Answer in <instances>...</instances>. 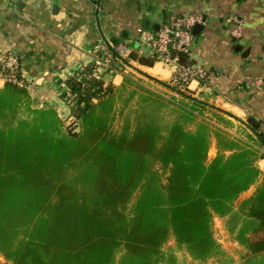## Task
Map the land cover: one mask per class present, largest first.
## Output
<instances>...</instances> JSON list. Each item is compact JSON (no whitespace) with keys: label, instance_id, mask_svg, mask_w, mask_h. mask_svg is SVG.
<instances>
[{"label":"trees","instance_id":"trees-1","mask_svg":"<svg viewBox=\"0 0 264 264\" xmlns=\"http://www.w3.org/2000/svg\"><path fill=\"white\" fill-rule=\"evenodd\" d=\"M66 84L76 95L67 125L27 88L0 89V254L9 261L0 264H188L186 254L200 264H264V133L255 118L246 141L222 111L132 74L119 85ZM216 217L239 260L216 240Z\"/></svg>","mask_w":264,"mask_h":264},{"label":"crops","instance_id":"crops-1","mask_svg":"<svg viewBox=\"0 0 264 264\" xmlns=\"http://www.w3.org/2000/svg\"><path fill=\"white\" fill-rule=\"evenodd\" d=\"M190 15H201L205 21L200 33L192 28L189 60L212 72L213 78L207 86L193 82L189 89L232 119V135L246 141L247 134L254 137L250 118L264 133V0H0V56L18 57L22 74L31 81L28 91L35 105L68 115L71 109L58 92L68 78L93 62L99 44H125L122 55L130 67L158 85L170 83L173 65L157 59L147 65L134 57L153 55L150 49L143 51L138 29L157 32ZM124 75L114 74V84H121ZM5 85L0 76V89ZM211 147L216 154L214 142ZM257 166L262 172L259 184L264 157ZM258 184L242 193L236 204L251 196ZM232 243L238 260L237 243Z\"/></svg>","mask_w":264,"mask_h":264},{"label":"built area","instance_id":"built-area-1","mask_svg":"<svg viewBox=\"0 0 264 264\" xmlns=\"http://www.w3.org/2000/svg\"><path fill=\"white\" fill-rule=\"evenodd\" d=\"M204 21L201 15H190L178 17L172 25H164L157 32L146 28L138 29L139 41L150 49L155 58L164 64L173 65L174 73L170 79V84L179 90L190 88L193 82L208 84L213 78V73L201 66L179 64L178 57L174 55L175 51L190 53L194 41L192 28L197 24L204 23ZM235 33H238V30H235ZM125 48L123 43L115 46L99 44L94 50L91 71L82 73L81 68L72 77L82 84H86L87 81L94 78H99L105 83H114V74L124 73L121 66L122 64L124 66V61L121 56L123 57L122 53ZM0 76L5 82L13 83L19 87L29 89L31 85V81L21 72L18 57L11 53L0 56ZM58 96L68 108H73L76 95L66 83L58 92Z\"/></svg>","mask_w":264,"mask_h":264},{"label":"rangeland","instance_id":"rangeland-1","mask_svg":"<svg viewBox=\"0 0 264 264\" xmlns=\"http://www.w3.org/2000/svg\"><path fill=\"white\" fill-rule=\"evenodd\" d=\"M148 49L149 48L143 44V51H145L147 53ZM121 66H122V70H123V72H125V74H132L134 76V78L137 79V81H139L143 85H145V86H147L153 90L165 93V94H171V95L175 94V95L179 96L177 94V92H175L174 90L172 92L169 89V88H171V89L174 88L173 86H171L170 83L167 84L170 87H168L167 85H161V84L158 85L157 83L150 80L145 74H143V73L133 69L132 67H130L129 63L124 62V66H123V64ZM202 86H204V85H202ZM181 91L186 92L193 97H196L198 99L205 101L204 98H201V94H195V92H193V90H191L189 88L182 89ZM205 102H207V101H205ZM35 106H37V105H35ZM43 107H45V106H43ZM60 115L65 120L66 125L74 120V115L71 112L68 115H62V114H60ZM206 116L209 118V120L212 119L211 113H206ZM228 130L232 133V125L228 128ZM214 155H215V149H214V147H211L210 152H209V156H214ZM213 229H214V236H215L216 240L223 246V248L228 253H230V255H232V250L234 248V244L232 243V239L229 237L228 233L224 229L223 221L220 218H214ZM173 243H174L173 241H170V244H173ZM186 256H187L188 264H200V263L195 262L189 255L186 254ZM0 261L2 263H8L9 262L3 254H0ZM206 264H219V263L213 259H210L209 262Z\"/></svg>","mask_w":264,"mask_h":264},{"label":"water","instance_id":"water-1","mask_svg":"<svg viewBox=\"0 0 264 264\" xmlns=\"http://www.w3.org/2000/svg\"><path fill=\"white\" fill-rule=\"evenodd\" d=\"M156 29H158V27H156ZM202 29H203V26H202L201 24H197V25H195V26L193 27V32H195V33H200ZM121 59H122L124 62L128 63V61H127L124 57L121 56ZM174 91L177 92V93H181V94H184V95H188V94H186L185 92L182 93V92L178 91L177 89H174Z\"/></svg>","mask_w":264,"mask_h":264}]
</instances>
